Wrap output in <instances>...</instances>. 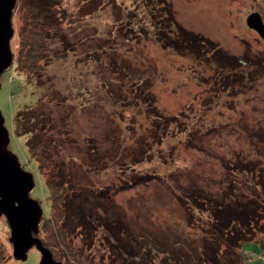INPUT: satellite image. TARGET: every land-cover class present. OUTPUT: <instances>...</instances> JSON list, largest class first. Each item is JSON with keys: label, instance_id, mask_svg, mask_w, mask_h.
Wrapping results in <instances>:
<instances>
[{"label": "rangeland", "instance_id": "rangeland-1", "mask_svg": "<svg viewBox=\"0 0 264 264\" xmlns=\"http://www.w3.org/2000/svg\"><path fill=\"white\" fill-rule=\"evenodd\" d=\"M16 1L13 61L19 46L46 28L25 0ZM48 2L61 22L45 33L44 56L53 61H41L40 89L14 67L0 76L8 147L33 175L29 195L43 211L37 237L63 264H204L212 215L204 199L193 202L185 191L231 200L229 193H251L241 184L244 170L264 171V38L246 23L258 13L264 25V0ZM165 9L175 24L235 60L221 68L210 54L163 47L154 24ZM58 50L67 53L57 58ZM26 104L51 126L37 134L39 143L51 141L42 148L58 179L49 192L26 138L14 135L15 114ZM82 212L93 219L83 228ZM10 237L0 215V264H39L35 247L24 262L15 260ZM242 250L224 252L220 263L264 264V234Z\"/></svg>", "mask_w": 264, "mask_h": 264}, {"label": "trees", "instance_id": "trees-1", "mask_svg": "<svg viewBox=\"0 0 264 264\" xmlns=\"http://www.w3.org/2000/svg\"><path fill=\"white\" fill-rule=\"evenodd\" d=\"M28 1H30L29 4ZM25 3L27 8L30 9V12H34L36 16H40V19L43 20V24L46 25V28L43 29L45 33L49 32L53 27H59L61 21L58 22V19L56 20L54 18V16L58 14L57 5L55 6L49 2L45 3V0H25ZM150 11L153 13L152 10ZM151 17L154 18L153 16ZM157 20L158 19L155 20L154 24L156 33L155 37L163 47H174L177 50H184L199 57L210 54L213 60L218 63L221 68L230 66L231 61L229 62V59L235 60L234 57L229 58L228 56H221L216 45L210 40H207L201 35L189 31L187 32L181 26L175 24L170 9L163 10L162 18L158 21ZM172 25L176 28V30L173 29V31L176 32V38H172L171 32L167 30V28L169 27L170 29ZM26 30L27 25L24 32ZM45 33L43 35L40 31H38V33L35 32L34 38L31 36L28 39L29 41H24L21 44V47L19 46V52L17 53L15 61H13V63H15L12 66L19 76H22L23 79L35 86L36 91L41 87L39 85L37 86L35 82L40 79L38 73L43 70L41 67V61L46 60L50 63L53 61V58L48 55L44 56V52L46 51L45 44L47 42L44 38ZM209 44L211 45L209 46ZM59 50L56 56L57 58L67 53V50H64L63 55H61ZM37 94L39 95L38 92ZM151 103H153L152 98ZM151 109H153V112L156 111L152 106ZM15 116L16 118L13 120L14 135L26 138V147L31 159L37 162V167L41 172L39 174L46 176L45 185L48 188V192L51 188H57L53 183L55 181L57 183L58 179L51 176L55 164L45 155V153L42 152L43 146L51 141L46 142L41 140L39 143V135H37L38 131H45L46 129L51 128V126L48 127V122L45 123L39 121V118L42 119L43 117H41L40 114L34 115L31 104H26L15 114ZM160 118H162V115L158 113L155 116V119ZM38 122L43 125H40ZM59 135H65V132L59 133ZM70 159L74 162L76 161L74 157H71ZM243 173L244 175H249L245 176V179L243 180L244 183L241 184L244 187L247 185L251 187V193H248V189H243L241 194L236 191L235 193L237 194L234 192L229 193L231 200L227 199L229 197L227 194L228 197L226 195V198H223L222 201L216 200L212 202L209 198L205 199V197L201 195V192L196 191L194 188L185 191L184 197L193 202L198 203L201 199H204L208 203L210 209L209 213L212 215L211 222L209 223V226H207L208 228H206L207 234H205L202 247L203 250L200 251L204 256V264H222L220 263V257L224 252H227L229 256H231L230 254H233V256H239L241 252L238 251H243L242 246L245 243L253 242V240L259 235L264 234V171L263 169L256 170L255 168H247ZM249 178L252 183L251 181H248ZM57 197L60 199V196ZM51 202L53 206L56 205L60 208L65 207L64 202L60 204L59 200L54 201V199H52ZM211 202L212 205H210ZM78 219V227L81 228L86 227L85 222H89L90 224L93 220L87 215H84L83 212L81 214L79 213ZM97 219L98 218H94V220ZM57 220H59V216L57 217ZM121 246V248L127 253L128 249L126 248V245L121 244ZM230 260L232 259L230 258Z\"/></svg>", "mask_w": 264, "mask_h": 264}, {"label": "water", "instance_id": "water-1", "mask_svg": "<svg viewBox=\"0 0 264 264\" xmlns=\"http://www.w3.org/2000/svg\"><path fill=\"white\" fill-rule=\"evenodd\" d=\"M16 4V0H0V76L13 65L11 20ZM246 23L264 38V25L258 13L250 14ZM9 143V132L0 111V215H5L11 228L9 241L13 246V257L24 262L28 251L35 247L41 253L39 264H63L53 258L51 251L37 237L43 211L39 202L29 195L34 187L33 175L21 168Z\"/></svg>", "mask_w": 264, "mask_h": 264}]
</instances>
